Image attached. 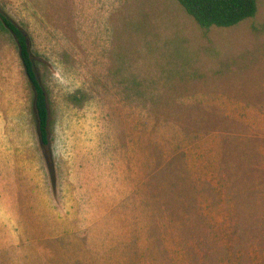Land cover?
<instances>
[{
    "label": "rangeland",
    "instance_id": "rangeland-1",
    "mask_svg": "<svg viewBox=\"0 0 264 264\" xmlns=\"http://www.w3.org/2000/svg\"><path fill=\"white\" fill-rule=\"evenodd\" d=\"M0 264H264V0H0Z\"/></svg>",
    "mask_w": 264,
    "mask_h": 264
},
{
    "label": "trees",
    "instance_id": "trees-1",
    "mask_svg": "<svg viewBox=\"0 0 264 264\" xmlns=\"http://www.w3.org/2000/svg\"><path fill=\"white\" fill-rule=\"evenodd\" d=\"M200 28H231L252 19L258 0H174ZM0 30L9 32L18 47L19 58L32 88L37 130L41 145H47L48 110L44 89L38 81L28 50L27 37L12 21L0 15Z\"/></svg>",
    "mask_w": 264,
    "mask_h": 264
}]
</instances>
